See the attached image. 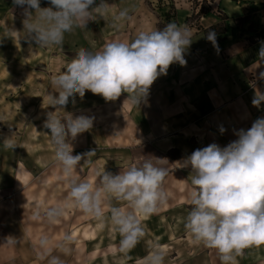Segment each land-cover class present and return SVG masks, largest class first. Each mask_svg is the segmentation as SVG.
I'll list each match as a JSON object with an SVG mask.
<instances>
[{
	"label": "rangeland",
	"instance_id": "obj_1",
	"mask_svg": "<svg viewBox=\"0 0 264 264\" xmlns=\"http://www.w3.org/2000/svg\"><path fill=\"white\" fill-rule=\"evenodd\" d=\"M204 1L203 8H208L209 0ZM40 3L41 7L50 6L48 0ZM107 3L111 7L104 19L89 21L86 28L65 34L62 46L38 47L24 39L23 9L14 6L13 0H0V249L8 250L15 264H47L40 245L41 237L46 236L53 254L64 264H145L154 245L165 253L164 264H221L215 249L196 244L185 231L193 186L186 176L189 172L169 170L172 162L168 159V155L175 162L181 159V150L168 151L166 142L156 147L136 136L140 129L133 116L135 105L127 100V93L105 101L88 91L82 99L77 95L75 103L70 98L65 112L54 113L59 118L67 113L95 118L92 129L73 142L74 155L94 151L80 161L73 175L95 186L97 172L118 174L148 161L166 171L163 187L167 202L156 214L140 217L145 236L125 256L119 252V234L106 219L98 221L68 201V176L55 160L50 130L44 127L46 113L54 111L49 106L51 94L58 91L51 84L52 77L64 72L81 48L98 51L109 42L131 43L141 31L160 30L170 22L176 24L177 19L173 0ZM196 5L198 1L192 2V8ZM123 9L129 10L131 19L114 27L113 17ZM196 18L193 13L191 21ZM163 81H154L153 94L164 88ZM150 94L149 89L147 97ZM10 135L15 148L3 145L4 137ZM58 203L65 210L58 220L49 221L46 209ZM118 206L127 210L122 202ZM104 210L107 214L108 205ZM66 233L74 241L67 254L56 248ZM262 260L264 247L251 248L238 258V264H262Z\"/></svg>",
	"mask_w": 264,
	"mask_h": 264
},
{
	"label": "clouds",
	"instance_id": "obj_2",
	"mask_svg": "<svg viewBox=\"0 0 264 264\" xmlns=\"http://www.w3.org/2000/svg\"><path fill=\"white\" fill-rule=\"evenodd\" d=\"M48 2L50 6L41 7L40 0H13L14 6L23 9L24 39L34 41L38 47L62 46L65 34L86 28L89 21L104 19L111 7L107 0L99 4L96 0ZM130 19L128 9L120 10L113 17V26L122 27ZM206 38L214 48L218 47L215 32H209ZM192 42L187 26L170 22L160 30L141 31L131 43L109 42L98 51L81 48L67 69L51 79L58 91L51 94L49 106L54 111L46 113L44 127L50 130L55 160L68 176V201L98 221L106 219L119 234V252L125 256L145 236L140 217L156 214L168 200L163 187L166 171L146 161L118 174L97 172L95 186L77 180L73 173L80 161L94 151L74 155L73 142L92 129L95 118L70 113L59 118L54 113L64 111L70 98L75 103L77 95L82 99L88 91L105 101H115L127 93V100L138 106L147 98L154 81L167 74L170 65L186 64L184 53ZM258 55L264 62V47ZM259 79H264V72H260ZM262 103L264 92L256 90L252 104L260 108ZM225 131L220 128L221 134ZM234 134L238 138L226 147L211 143L193 151L181 164L190 169L193 186L185 231L196 244L215 249L221 264H238L245 250L264 247V118H257L249 129ZM3 145L15 148L11 135L4 137ZM120 202L127 205V210L118 206ZM64 210V205L58 203L47 208L45 215L55 221ZM73 242L72 235L66 233L56 248L67 254ZM40 245L47 264H64L59 255L53 254L46 236L41 237ZM164 261L165 253L154 245L145 264Z\"/></svg>",
	"mask_w": 264,
	"mask_h": 264
},
{
	"label": "crops",
	"instance_id": "obj_3",
	"mask_svg": "<svg viewBox=\"0 0 264 264\" xmlns=\"http://www.w3.org/2000/svg\"><path fill=\"white\" fill-rule=\"evenodd\" d=\"M196 1L199 5L192 8ZM203 5V0H173L176 24L187 26L193 41L184 53L186 64L170 65L157 78L164 80V88L153 94L151 87L133 114L140 129L136 136L154 146L166 142L168 151L181 150L176 162L168 155L169 170L185 174L190 169L182 161L193 151L211 143L226 147L238 138L236 131L264 118V103L260 108L252 104L255 91L264 92V79H259L264 62L258 55L264 47V0H209L208 8ZM193 13L197 18L191 21ZM212 28H217L215 48L206 38ZM0 264H15L3 248Z\"/></svg>",
	"mask_w": 264,
	"mask_h": 264
},
{
	"label": "trees",
	"instance_id": "obj_4",
	"mask_svg": "<svg viewBox=\"0 0 264 264\" xmlns=\"http://www.w3.org/2000/svg\"><path fill=\"white\" fill-rule=\"evenodd\" d=\"M218 29H219V31H222V32L224 31V29L222 27H219ZM216 31H217V28H212L210 31H208V33L209 32H216Z\"/></svg>",
	"mask_w": 264,
	"mask_h": 264
}]
</instances>
